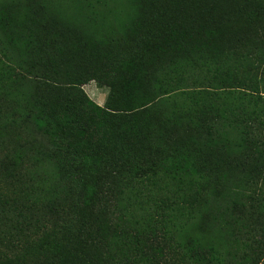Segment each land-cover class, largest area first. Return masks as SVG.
<instances>
[{
  "label": "trees",
  "instance_id": "1",
  "mask_svg": "<svg viewBox=\"0 0 264 264\" xmlns=\"http://www.w3.org/2000/svg\"><path fill=\"white\" fill-rule=\"evenodd\" d=\"M10 81L49 146L11 156L44 172L0 191V264H233L264 227V0H0Z\"/></svg>",
  "mask_w": 264,
  "mask_h": 264
},
{
  "label": "rangeland",
  "instance_id": "2",
  "mask_svg": "<svg viewBox=\"0 0 264 264\" xmlns=\"http://www.w3.org/2000/svg\"><path fill=\"white\" fill-rule=\"evenodd\" d=\"M57 3L59 0H53ZM63 3L67 4L70 0H61ZM6 83L3 84V86ZM24 85V83H23ZM89 97L94 100L99 105H104L109 88L106 86H101L96 81H90L83 86ZM20 89L19 85H13L10 81L9 85L0 92V191L1 193L12 192L15 188L21 186V184L26 181L32 184L31 178L27 171L31 174L44 172V165L37 163L36 166L27 165L26 168L23 167L18 170H12L9 167L13 164V159L11 156L14 154V150L22 152L24 149L32 147L33 145L41 146L44 149L48 148V141H44L41 133L30 123H25L24 125H12L6 114L14 110H20L24 107V102L18 101V92ZM18 102L17 104L15 101ZM27 105L25 104V109ZM24 109V110H25ZM11 123V124H10ZM33 143L31 144V141ZM38 174V173H36ZM43 175V174H42ZM42 177V176H41ZM43 183V181H41ZM3 196V195H2ZM237 226L234 223L228 225V237L231 241L232 247H230L231 255L228 256L229 260L234 264L240 259L243 250H238L236 256H233L235 252V239L238 237L241 242L245 241L249 243H262L264 245V227L257 226V229L252 231L243 232L238 231ZM234 245V246H233Z\"/></svg>",
  "mask_w": 264,
  "mask_h": 264
}]
</instances>
